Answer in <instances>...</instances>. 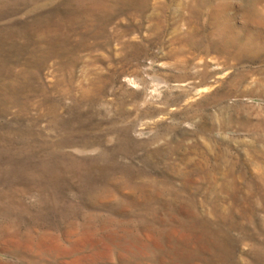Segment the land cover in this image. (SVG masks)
I'll return each mask as SVG.
<instances>
[{
  "label": "rangeland",
  "instance_id": "1",
  "mask_svg": "<svg viewBox=\"0 0 264 264\" xmlns=\"http://www.w3.org/2000/svg\"><path fill=\"white\" fill-rule=\"evenodd\" d=\"M0 264H264V0H0Z\"/></svg>",
  "mask_w": 264,
  "mask_h": 264
}]
</instances>
